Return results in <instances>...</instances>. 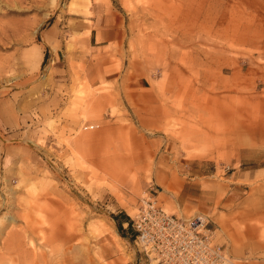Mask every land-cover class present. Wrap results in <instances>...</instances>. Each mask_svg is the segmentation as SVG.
<instances>
[{
    "label": "rangeland",
    "instance_id": "374dc122",
    "mask_svg": "<svg viewBox=\"0 0 264 264\" xmlns=\"http://www.w3.org/2000/svg\"><path fill=\"white\" fill-rule=\"evenodd\" d=\"M76 19L118 24L121 41L90 58ZM47 31L67 39L62 74ZM257 118L264 0H0V256L16 257L0 264L36 250L39 264L135 263L126 222L145 188L168 213L204 215L154 181L201 160L232 182L253 164L242 154L264 153Z\"/></svg>",
    "mask_w": 264,
    "mask_h": 264
},
{
    "label": "crops",
    "instance_id": "0c3cea01",
    "mask_svg": "<svg viewBox=\"0 0 264 264\" xmlns=\"http://www.w3.org/2000/svg\"><path fill=\"white\" fill-rule=\"evenodd\" d=\"M72 24L74 28L70 33L73 35L88 32L85 37L74 40L90 50V58L97 57L105 46L118 43L122 38L118 24L107 26L84 19L73 20ZM52 33L47 31L46 39L42 40L52 61L50 72L57 75L65 71V66L59 62L63 60L64 41L67 39H53ZM77 53L74 52L75 58ZM256 120L260 121L254 123L251 132L253 137L264 134V120ZM238 134L241 136L242 132ZM242 162L253 164L233 171L230 183L214 179V174L208 173L207 166L203 169L204 163L201 160L189 166L186 178L176 180L170 175L164 181L166 184L162 181L154 182L157 188L166 189V197L176 202L179 211L196 210L198 214L208 217L210 226L216 231L215 241L225 247L234 264H264V153L260 149L247 151L241 156ZM145 190L158 199V189L148 186ZM137 252L135 263L123 264H154L141 252Z\"/></svg>",
    "mask_w": 264,
    "mask_h": 264
},
{
    "label": "built area",
    "instance_id": "2783aa9c",
    "mask_svg": "<svg viewBox=\"0 0 264 264\" xmlns=\"http://www.w3.org/2000/svg\"><path fill=\"white\" fill-rule=\"evenodd\" d=\"M126 224L133 232V246L156 264H234L225 247L215 241L208 217L168 213L147 190Z\"/></svg>",
    "mask_w": 264,
    "mask_h": 264
},
{
    "label": "bare ground",
    "instance_id": "6f19581e",
    "mask_svg": "<svg viewBox=\"0 0 264 264\" xmlns=\"http://www.w3.org/2000/svg\"><path fill=\"white\" fill-rule=\"evenodd\" d=\"M8 250H9V252L7 253V255L1 254V256H0L1 261L7 260V258H10L11 260H14V258H16V257L12 256L11 250L10 249H8ZM34 255H35V264H39L40 262H43V261L48 262L45 252H39L38 250H36V252L34 251ZM19 261L20 260L18 259V264H28L27 259H23V260H21V262H19Z\"/></svg>",
    "mask_w": 264,
    "mask_h": 264
}]
</instances>
